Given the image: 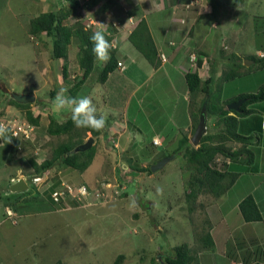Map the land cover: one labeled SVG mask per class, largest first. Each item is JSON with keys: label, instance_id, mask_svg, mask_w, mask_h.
<instances>
[{"label": "rangeland", "instance_id": "rangeland-1", "mask_svg": "<svg viewBox=\"0 0 264 264\" xmlns=\"http://www.w3.org/2000/svg\"><path fill=\"white\" fill-rule=\"evenodd\" d=\"M117 1L0 0V120L14 119L19 122L24 120L33 126L28 138H18L21 143L20 151L16 150V156L20 158L17 167L19 166L21 171L10 180L14 183L22 178L27 187L22 191H7L4 214L0 205V264H54L58 260L62 264H112L117 255H123L118 264H161L158 257L163 259L166 254L172 253L174 246L182 243L187 244L189 253L192 251L190 257L205 249L201 237L209 228L208 216L204 214H207L210 195L201 193L191 198L190 203L185 200L187 182L196 171L195 162H189L182 153H175L176 150L171 151L170 147L164 151L157 149L156 147L163 148L161 147L163 142L154 144L155 147L151 145L148 132L143 131L142 127L146 126V122L140 120L141 115L137 119L141 132L133 137L145 141L143 146L147 145V149L143 147L140 149L131 142L130 145L135 144L133 145L135 150L141 151L136 153L133 149L129 153L121 152L115 158L111 156L117 153L113 150L119 147L117 143L114 144L109 141L110 139L103 137V130L112 124L110 123L112 118L106 116V124L102 132L99 136L92 137L90 148L94 151V157L84 171L62 163L39 172L31 167L30 160L40 164L43 160L50 159L58 145L84 143L91 137L84 128H78L74 124L65 134L47 133L50 119L60 123L70 118V109L67 107L60 112L53 111L55 96L60 88H66L67 94L73 97L89 96L97 107V114H102L98 111L103 106V100L109 102V99L106 96L104 82L99 83L97 78L104 63L101 65L94 57L93 69L86 74L81 66L78 39L74 36L66 44L64 55L57 59L53 58L52 37L46 35L44 31L37 34L30 33V20L53 12L58 19L60 18L62 25L73 27L79 23L92 33L103 30L106 38H110L115 31V21L120 15L107 10ZM202 4V8L205 9L206 0H198L192 7ZM105 8H107L106 13L103 12ZM212 8L213 13L204 14L203 20L213 16L217 10L216 3ZM246 10L250 13L246 15L249 17L244 29L246 38L244 40L242 38L240 42L244 41V43L241 44L242 46L239 45L241 46L239 52L243 53L241 54L243 63L244 60H251L248 58L251 55L254 56L255 46L263 45L264 0H247ZM243 14L245 16V12ZM196 23L193 21V25ZM200 23L198 21V27ZM206 29L203 27L200 32L205 33ZM207 33L209 34L208 31ZM202 41L205 39L202 38ZM216 41L218 45L222 43L218 38H213V34L208 35V45H204L201 50L207 51L208 66L212 65V57L223 62L220 66L222 71L214 86L216 89H221L222 96L227 100L233 98L232 95L237 93L239 88L254 87L259 81L255 76H260L258 72L262 67H259L257 62H253L247 70L242 71L241 68L242 72L237 76L224 80L223 75L237 70L232 65V61L228 60L229 55L237 51H235L237 47L224 48L229 54L220 53V50L217 51L218 48L211 47V42ZM209 47L212 50L211 55L208 51ZM198 55L199 50H190L188 54L190 66L196 67ZM139 56V61L144 66L150 67V64L141 55ZM139 66L134 61L131 68L136 67V71L141 70L146 74L145 67ZM135 76L141 81L144 79V74ZM157 79L154 83L156 98L159 100L161 97L171 103L172 96L167 93L171 87L169 80L165 76L158 75ZM182 85L181 83L176 88L180 89ZM126 89L124 86L120 88V90ZM17 93L33 95L34 100L28 103L17 102L12 97ZM124 94L126 92H123ZM127 96L128 94L123 96V101ZM195 96L198 102L201 94ZM216 98L215 93L212 96L214 106L225 101L221 95L220 98ZM158 100H155L152 106H149L148 100L142 104L146 110L149 108L147 112L151 117L155 114L152 107L158 108L156 105ZM121 103V99L116 101L119 106ZM188 109H190L189 96ZM26 110L40 116V118L34 116L38 118L37 125L27 120ZM215 119L216 116H206L208 123L206 130L215 135L216 140L218 138L216 135L221 134L222 130ZM7 129L9 130L8 127ZM193 132L192 126L188 135L191 137ZM227 144L235 148L239 146L235 141H228ZM169 145L175 144L165 143L164 148ZM171 155H174V158L165 163L161 169L151 173L144 171L162 157ZM225 159V156L217 154L209 162V166L217 170L226 168L228 171L231 165L226 163L225 166ZM114 166V170L111 171ZM42 172L47 173L48 180L45 183H33V174ZM59 178L68 183L84 184L91 192L89 198L70 203L69 207L55 206L48 196V184ZM102 181L108 182L111 188L116 190L113 191L116 194L112 192L111 198L101 202L94 199L92 192L100 187ZM6 209L11 210L12 214H7Z\"/></svg>", "mask_w": 264, "mask_h": 264}, {"label": "crops", "instance_id": "crops-1", "mask_svg": "<svg viewBox=\"0 0 264 264\" xmlns=\"http://www.w3.org/2000/svg\"><path fill=\"white\" fill-rule=\"evenodd\" d=\"M206 1V7L204 6L205 9H203V4L186 8L185 5L188 0H118L111 9L107 10L110 13L115 12L120 15V18L115 21V31L112 32L110 43L114 49L116 64L121 62L122 66L116 65L104 81L105 92L107 93L105 94L109 102L103 100V106L100 107L98 113H104L114 120H111L110 123L112 124L103 130V137L110 139L109 141L114 144L117 143V147H119L113 150L117 151L116 154L111 155L114 158L121 152L129 153L133 149L135 150V144L140 149L142 147L147 149V145L143 146L145 141L142 142L133 137L136 133L141 132L140 126L137 125V122L139 124L137 119L140 115L142 116L140 120L146 122V126L142 128H144V133L148 132L151 145L155 147L152 143L153 138L163 142L161 146L163 148L156 147L161 151L168 147L173 151L178 147L183 134L188 135L192 127V120L188 109V91L184 75L187 70H192L195 67L190 66L188 54L191 49L199 50L198 57L201 60V66L197 72L199 77L205 80L211 74V66H208L206 60L207 51L201 49L204 45H208V35L213 34V38L222 41L220 45L217 41L211 42V47L218 48L217 51L220 50V53L229 52L226 51L227 49L224 51V48L232 46L235 49L237 47L235 49L237 51L233 54L241 59L243 53L239 52V48L244 41L240 42V40L246 38L244 29L249 18L246 15H250L249 10H246L247 0ZM215 3L217 10L213 16L203 20L204 14L213 13L212 6ZM97 6L99 7L100 3ZM106 9L103 11L104 13L107 12ZM219 11L221 12L218 13ZM243 12H245V16ZM142 18L147 23L157 49L158 67H153L150 63L148 64L151 68L144 66L139 61L141 54L128 40L129 33ZM193 21L197 22L196 25H193ZM198 21L201 22L199 27ZM200 26L202 29L203 27L206 29L207 26L208 29L206 30L209 34L206 30L205 33L204 31L203 33L200 32L202 30H200ZM202 38L205 41H202ZM262 44V46L254 47L256 58L264 56V42ZM211 47L208 50L210 55ZM161 55L165 57V60L162 61ZM252 56L248 57L252 61H247L246 64L241 62L244 65L242 71L247 70L248 66L254 62ZM211 59L212 66H215V83L222 71L220 66L223 62H219L213 57ZM134 61L145 67L146 74L141 70L136 71V67L135 69L131 68ZM134 73L135 75L144 74V79L139 80ZM258 73L260 76H255V78L259 81L255 83V86L250 85L251 87L249 86L250 88L247 89L239 88L237 93L232 95L233 98L240 94L256 92L258 87L264 84V67L260 68ZM255 74H257L256 71ZM157 75L165 76L169 80L171 87L167 93L172 96L171 103H168L167 100L164 101V98L159 97V100L156 98L154 83L158 80ZM181 83L183 84L182 87L176 88ZM122 86L127 89L120 90ZM123 92H126L124 95L128 94L125 101H123ZM160 93L162 94V92ZM80 94L79 92L78 95ZM224 97L221 91V98L225 100ZM119 99L122 100L120 106L116 104ZM146 100H148L149 106L158 100L156 101L158 108L152 107L156 114L153 117L156 116L157 118L153 119L149 115L147 112L149 108L146 110L142 107ZM245 108L249 112L237 117V133L248 138L245 145L251 153V158L248 162L241 159L230 161L228 164L231 165L228 166V171L235 173L236 177L232 185L220 197L211 198L206 209V215L210 222L209 234L213 246L197 252L194 264H264V98L258 102L247 104ZM33 116L40 118L38 114H33ZM8 135L11 136L9 131ZM188 137L190 140V135ZM131 142L135 143L134 146L130 145ZM20 143V139L15 137H12L11 142L6 145L0 143V205L3 214L5 198L8 196L7 191H10L9 186L12 184L10 180L19 175L21 171L19 166L17 167L20 158L16 156V150L20 151ZM165 143L175 145L164 148ZM176 143L178 144L176 145ZM135 151L137 153L141 150ZM114 168L115 166L111 168V171ZM248 195L253 198L261 215V219L258 221H244L239 211L240 200Z\"/></svg>", "mask_w": 264, "mask_h": 264}, {"label": "trees", "instance_id": "trees-1", "mask_svg": "<svg viewBox=\"0 0 264 264\" xmlns=\"http://www.w3.org/2000/svg\"><path fill=\"white\" fill-rule=\"evenodd\" d=\"M41 31H44L46 35L52 37L51 54L55 59L64 55L66 44H68L71 37H76L78 39V47L81 54V66L84 68V72L87 74L93 69L92 64L95 54L92 52L93 42L89 39V37L92 35L91 31L85 29L79 23L75 24L73 27L62 25L60 18L58 19L53 12H48L47 14H43L30 20V33L37 34ZM107 39L110 40L111 37H108ZM128 40L147 60L148 63H150L153 67L159 66L157 49L149 32L147 23L143 18L137 22L135 27L129 33ZM251 58L254 59V62L258 63L259 67H264V56L260 58L253 56ZM228 60L232 61V65H234L237 70H235L236 72H228L227 75H223L224 80L234 78L242 72L240 69L244 68L239 56L232 53L229 55ZM212 65L210 68L211 74L205 80H202L197 72V69L201 66V60L199 57H197L196 67H194L192 70H187L184 75L189 96V114L192 120L193 130L198 122L200 108L206 96H208L206 116H216L215 120L222 130L221 134L216 135V137H218L216 140L214 139L215 135L206 130L205 134L201 136L198 146H193L188 135L183 134L179 141L178 147L175 149V153H182L189 162H195L196 165L195 173L190 176L187 182L188 190L185 192V200L187 203H190L189 201L191 198H195L201 193H208L210 198L216 199L232 185L236 174L227 171L226 168L223 170L211 168L209 166V162H211L217 154L225 156L231 162L241 159H245L247 162L250 160L251 153L247 150L245 145L248 138L237 133V117H241L249 112L245 108L247 104L258 102L264 98V84H262L254 93L240 94L235 98L218 103V106H214L215 104H212V96L216 93V99L220 98L221 89H216L214 86L215 66ZM115 67L116 61L114 49L111 47L110 59L104 63L102 69L97 75L98 82L103 83L106 80L108 74L112 72ZM63 75L65 74L63 73ZM196 94H201L198 102L196 100ZM238 99L244 100L240 105L241 112H236L227 108V105L230 102ZM13 101L15 104H18L15 100ZM25 116L31 124H38V118L34 117L30 110H26ZM72 124L73 122L71 118H67L60 123H55L54 120L50 119L49 125L47 127V133L51 135L62 133L65 134L70 130ZM207 125L208 123H206V127ZM84 130L89 132L91 137L95 138L99 136L103 129L96 131L91 128H84ZM228 141H235L239 144V146L237 148L231 147L229 144H227ZM80 143L60 144L54 149L50 159L43 160L40 164H36L33 160H30L31 167L36 172H39L44 169L51 168L58 163H62L73 169L84 171L94 157V151H92V148H88L84 151L72 152L75 146L79 145ZM224 164L227 166L226 163ZM144 171L151 173L150 167L145 168ZM238 208L244 221L246 222L258 221L261 219L259 210L253 198L249 195L240 200ZM207 221L209 228L205 235L201 237V242L203 243L205 249L213 246V242L209 234L210 222L208 218ZM190 253L187 244L182 243L180 245L174 246L172 248V253L166 254L161 260L166 264H194L196 261L195 256L193 254V256L190 257ZM122 258L123 255H118L115 258L113 264H118ZM158 261L161 263L160 260ZM54 264L62 263L58 260Z\"/></svg>", "mask_w": 264, "mask_h": 264}, {"label": "clouds", "instance_id": "clouds-1", "mask_svg": "<svg viewBox=\"0 0 264 264\" xmlns=\"http://www.w3.org/2000/svg\"><path fill=\"white\" fill-rule=\"evenodd\" d=\"M93 42L92 52L96 60L102 65L110 59V41L103 30H97L89 37ZM66 88H60L56 93L54 109L60 112L66 107L70 109V118L78 128H91L100 131L105 127L106 114H97V107L89 96L73 97L67 94ZM8 129L0 126V143L6 145L11 142L12 136L8 135Z\"/></svg>", "mask_w": 264, "mask_h": 264}, {"label": "built area", "instance_id": "built-area-1", "mask_svg": "<svg viewBox=\"0 0 264 264\" xmlns=\"http://www.w3.org/2000/svg\"><path fill=\"white\" fill-rule=\"evenodd\" d=\"M197 1L198 0H189L188 3L185 5V7L189 8L194 3H197ZM161 59L163 61L165 60V57L161 55ZM117 66L121 67L122 66L121 62H117ZM0 126L6 128L8 127L11 136L15 138H23V137L28 138L30 135L29 132L32 131L33 129V126L29 125V123H26L24 120H21L19 122L14 119L8 121L0 120ZM152 143L158 145L159 140H157V138H153ZM225 163L229 164L230 160L226 158ZM47 180H48V175L46 172H42L40 174H33L32 176V182L35 184L42 182L45 183ZM48 185H49L48 196L51 203L54 204L55 206H60L61 208L65 206L69 207L70 203H74L89 198L88 195H90L91 193L88 187H86L84 184L68 183L62 180L61 178L55 180L54 182ZM110 189H112L110 184L106 181H102L100 183V187L92 192L94 199L96 201L99 200L102 202L107 200L109 197L111 198L112 192L116 190L113 189L110 190ZM109 191L111 193H109ZM113 193L116 194V192ZM6 213L9 215L12 214L11 210L9 209H6Z\"/></svg>", "mask_w": 264, "mask_h": 264}, {"label": "water", "instance_id": "water-1", "mask_svg": "<svg viewBox=\"0 0 264 264\" xmlns=\"http://www.w3.org/2000/svg\"><path fill=\"white\" fill-rule=\"evenodd\" d=\"M247 61H250V60H244V64H246ZM12 97L17 102H20V103H28V102H32L34 100V96L30 95V94L17 93V94H13ZM207 101H208V96H206L202 102L200 112L198 115V122L196 124V127L194 129L192 136L190 137V142L193 146L198 145V143L201 139V136L203 134H205V132H206V105H207ZM243 101H244L243 99H238V100H235L233 102H230L227 105V108L234 110L236 112H241L240 105L243 103ZM92 142H93V138L89 137L86 142L77 145L72 150V152L84 151V150L90 148ZM172 158H174V155L162 157L160 160H158L153 165H151L150 170L152 172H154L156 170L161 169L164 166V164L167 163L168 161H170ZM26 187H27V185H26L25 181L22 178H20L16 182L12 183L9 186V189L12 192H17V191L25 190ZM158 260H160L161 264H166L161 260L160 257H158Z\"/></svg>", "mask_w": 264, "mask_h": 264}]
</instances>
